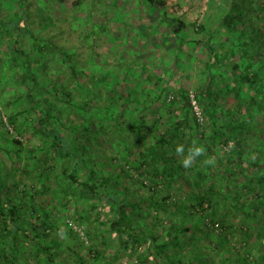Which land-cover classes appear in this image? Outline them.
I'll return each instance as SVG.
<instances>
[{"label":"trees","instance_id":"trees-1","mask_svg":"<svg viewBox=\"0 0 264 264\" xmlns=\"http://www.w3.org/2000/svg\"><path fill=\"white\" fill-rule=\"evenodd\" d=\"M89 1L92 0H0V72L10 71L11 83L22 88L19 102L29 106L22 112L36 111L32 119L27 116L26 122L31 121L34 133L44 144L24 155L21 147L25 146L7 136L0 115V136L4 134V141L12 145L3 149L4 144H0L8 158L5 167L0 155V264H70V255L63 254V245L52 233L59 212L48 210L45 203L58 197L63 202H56L64 206L71 199H76L72 204L77 206L78 199L85 197L92 204L90 211L96 214V220L101 214L111 216L107 232L123 250L114 255L112 264L120 256L134 260L132 264H145V260L183 264L178 254L163 257L177 244L175 226L160 240L156 233L146 238L141 227L134 226L131 215L136 203L128 207L121 201L118 184L119 179L134 182L135 177L146 178L141 186L154 193H159L163 185L170 190L180 180L178 188L186 191L188 202L193 200L201 208L207 205L209 213L203 217V224L217 239L227 241L236 235L240 240L250 238L253 232L246 228V221H261L259 234L264 235V115H256L264 112V44L247 15L256 0H230V9L223 18L225 29L242 44L233 42L228 46L230 37L214 44L213 35L209 37L206 79L199 90L209 116L204 135H199V123L186 89H178L180 98H169L171 79L158 76L152 66L138 58L112 64V58L102 49L105 32L111 26L109 20L97 25L95 19L101 17L89 15L88 24L74 21L80 20L79 14L86 9L91 14L95 11V4ZM129 1L131 7L120 9L119 15H127L130 8L132 16L136 15L139 9ZM262 1L258 6L261 10ZM102 2L107 4L106 0ZM137 4L145 15L135 18L134 24L148 28L144 19L150 14L146 8H159L164 17L155 25H168L176 54H185L183 46L187 42L180 33L187 24L172 12L173 4L168 0H138ZM61 5L68 8L64 15L57 13ZM120 20L124 18L118 17L116 24ZM58 24L73 30L79 38L69 45L56 43L49 32ZM82 47L95 58L91 67L84 66L80 59ZM170 72L168 68L163 70L166 75ZM83 77L89 79L87 85L92 90L81 100ZM68 108L83 120L81 125L65 113ZM14 115L8 116L12 124H16ZM25 128L18 125V133L23 135ZM106 141L119 149L124 147L120 159H109L112 170L107 174L99 170L108 168L105 157L110 151L104 148ZM181 144L185 152L193 145L204 148L187 169L182 166V155L175 152ZM39 150L41 154L35 155ZM205 160L212 163L205 164ZM18 172L21 176L16 179ZM33 174L36 184L30 186L26 179ZM168 198L162 199V207H167ZM184 204L172 206L184 214L190 211ZM157 205L150 203L155 209ZM78 223H83V217H78ZM215 223L219 224L218 231L210 229L209 224ZM185 228L184 233L189 231ZM84 230L88 244L81 243L90 247V232L85 227ZM243 243L247 240L234 243L242 253V263L253 255ZM92 253L95 259L103 254L99 249ZM73 255L76 257L71 264H88L84 255Z\"/></svg>","mask_w":264,"mask_h":264},{"label":"rangeland","instance_id":"rangeland-1","mask_svg":"<svg viewBox=\"0 0 264 264\" xmlns=\"http://www.w3.org/2000/svg\"><path fill=\"white\" fill-rule=\"evenodd\" d=\"M9 0H6L8 2ZM39 1V0H37ZM52 1V0H51ZM103 0L89 1V3L95 4L92 14L86 9L83 13L79 14L80 20H74L81 24L85 23L89 19V15H94L100 20L95 19V24L103 25L106 23L105 19L111 22L110 30L106 31L107 37L103 39V51L108 52L112 64L120 65L119 61H132V57L138 58L141 63L152 66L151 69L158 73V76H164L165 80L170 81L171 91L169 98L179 97V90L181 87L186 89L188 93H193L197 97L198 104L202 110L204 121L199 123V135H204L206 133V128L209 122V116L206 115V106L201 102L200 98V87L203 81H205L204 71L205 66L208 60V50L207 44L209 37L213 35L211 43H222L228 38V46L233 42L240 45L242 40L239 41L237 38L231 36V32H228L225 29L223 23L224 16L228 13V10L231 6L230 0H168L172 5V11L175 16H179L186 24V28L183 29L180 33V36L187 42L184 44L183 49L185 54L178 56L176 54L177 46L173 42V37H171L170 30L168 25L157 27L155 24L163 19V14L159 8H146V12L149 13L145 17L144 21L148 28L145 25H135L134 19L140 16L145 15V10L140 7L137 3L138 0H131L132 3H135L136 8L139 9L136 12L135 16L131 10L127 15H119V10L131 7L129 0H119L117 3L115 0H106L107 4L102 2ZM256 0L253 1V7L248 9L249 22L253 23L255 29L258 30L260 35L259 40L264 44V8L261 10L258 6L262 5L263 1L260 3ZM41 5V3H40ZM60 8V11H59ZM57 13L61 15L66 14L67 6H59ZM245 9V8H244ZM149 11V12H148ZM72 15H75L74 12ZM131 15V16H130ZM254 15V16H253ZM118 17H123L124 20H120L116 24V19ZM88 24V22H86ZM167 24V22H165ZM253 27L252 25L250 26ZM245 26L242 24V29ZM49 35L52 36V39L56 43L61 44H73L75 38L79 36L75 34L73 30H68L67 26H62L58 24L57 26H52L50 28ZM240 29V28H238ZM257 36V34H256ZM167 38H170V41H167ZM101 51V49H99ZM90 50L88 48L82 47L80 52L82 56L80 59L84 62V66L91 67V62L95 59L91 57ZM86 61V62H85ZM88 64V65H87ZM170 69V74H164V69ZM10 71H1L0 74V115L4 122V129L7 131V136L15 138L25 147L23 148V154L26 155L29 151L37 148L43 144V141L40 139L39 135L34 133V125L31 126V121L26 122L27 116L32 119L36 113L34 109H29L28 112H22L24 108H28V104H25L24 101L19 102V97L22 95L20 92L22 88L13 85L9 79ZM84 80L80 87L79 98L82 100L88 95V91H91L92 88L90 85H87L89 82L88 78L83 77ZM20 92V93H19ZM177 94V96H176ZM180 98V97H179ZM192 107V106H191ZM192 111L193 108H192ZM65 113H69L73 118L76 119L77 125H81L82 121L78 116L76 117L72 110L68 108ZM194 113V112H193ZM10 114H15L16 124H12L8 119ZM259 118H262L264 115L261 113L256 114ZM231 116V115H228ZM220 117H223V114H220ZM91 118V117H90ZM89 119V118H87ZM26 122V123H25ZM26 126L27 131L20 135L18 133V125ZM4 134L0 136V144L3 149H9L12 147L7 141H4ZM104 148L108 152L109 157H105V162L108 161L107 169H99L103 172L111 173L112 168L109 164V159H120V152L124 147L119 149L118 146L109 144V141L105 142ZM18 149V148H16ZM11 152V150H10ZM14 153V152H13ZM41 154L40 150L35 153V155ZM1 161L5 167L7 166L8 158L5 156L4 152L0 150ZM217 157V156H214ZM100 160V159H99ZM98 160V161H99ZM56 163V162H55ZM98 165L101 163L97 162ZM50 164V163H49ZM59 166L61 164H58ZM127 170V166H124ZM20 169V168H18ZM21 176L18 172L16 179ZM36 175L33 174L30 178L28 176L29 185L36 184ZM134 182L123 181L119 179V189L121 193V201L127 203H136L135 209H133L134 214L131 215L134 226L141 227L144 231V235L147 238L150 233H156L159 240L162 239L166 234V231L175 226V235L178 237L177 244H174L170 247L168 253H164L163 257L166 255L170 256L171 254L177 255L179 259L183 261V264H243L241 258L236 259L240 254L236 250L234 243L238 242V236L231 240L224 241L223 239H217L212 236L205 224H203V217L208 214L207 205L204 208H201L197 202L189 200L186 195V191L182 188H178L182 182L179 180L176 182L174 187L168 190L166 186H162V190L159 193H154L146 187H142L141 183H145L146 178H137ZM22 188H25L21 184ZM20 192V188L18 190ZM17 192V191H15ZM123 193V194H122ZM167 199V207H162L161 201L163 198ZM62 197H58L52 200H45L46 208L48 210H53L59 212L57 216L58 223L55 230L52 231L56 241L60 242V246L63 245L64 255H70V261H75L73 254L84 255L85 260L88 264H112L113 257L115 254H121L119 246V241L113 238L112 234L107 232L109 228V220L111 219L110 215L101 214L99 219L93 212L91 213V202L89 199L82 197L77 201V206L73 205V201L76 199H71L68 206H64ZM157 202V209L152 208L150 203ZM173 203H185L184 205H189L190 211L184 212V214L179 210H174ZM192 203L197 206L192 207ZM11 205V204H10ZM128 205V207H129ZM9 204L6 206L8 207ZM56 206L58 209L55 210L53 207ZM153 206V205H152ZM206 209V210H205ZM187 213V214H186ZM205 213V214H204ZM92 214V215H91ZM91 215V216H89ZM78 217H83V223H78ZM72 221L73 223L87 228L90 232V237L92 238L90 247L83 245V242L80 237L68 226L67 221ZM178 224V226L176 225ZM189 229L188 232L184 233V230ZM68 226V227H67ZM183 227V229L180 228ZM107 228V229H106ZM103 229V231L99 230ZM99 231V232H98ZM98 235L97 238L94 236ZM223 237V236H222ZM144 238V237H143ZM110 242H107V241ZM147 240L145 239V242ZM160 242V241H159ZM218 242V243H217ZM219 245V246H217ZM92 247V248H91ZM102 251L100 258H94L92 251L98 250ZM253 256V255H252ZM69 257V256H68ZM121 258L114 262V264H122L123 259L127 257L120 256ZM64 259V258H61ZM128 259V258H127ZM159 259H163L159 257ZM65 260V259H64ZM257 260L256 256H253V261ZM134 260L128 259V264H132ZM70 262V264H71ZM126 262V260H125ZM145 264H156L155 260L144 261ZM126 264V263H125Z\"/></svg>","mask_w":264,"mask_h":264},{"label":"crops","instance_id":"crops-1","mask_svg":"<svg viewBox=\"0 0 264 264\" xmlns=\"http://www.w3.org/2000/svg\"><path fill=\"white\" fill-rule=\"evenodd\" d=\"M260 222L261 221H253V222H249V223L247 221L244 222V224H246V228L251 229L250 230L251 234L253 232V236H250V238H246V239L241 238V240L242 241L247 240V243H243V244H247L248 250L251 251L253 256L257 257V260L252 262L251 257L253 259V256L251 255L250 258L246 257L247 259H245L246 261L244 260L243 264H248V263L249 264H262V263L264 264V235L260 236V234H259ZM248 229L246 231L249 232ZM241 240L238 239V242H240ZM238 252L240 254H238L239 256L236 259H239L240 257H242V253L240 251H238ZM125 260L123 259V261H125ZM237 264H238V262H237Z\"/></svg>","mask_w":264,"mask_h":264},{"label":"built area","instance_id":"built-area-1","mask_svg":"<svg viewBox=\"0 0 264 264\" xmlns=\"http://www.w3.org/2000/svg\"><path fill=\"white\" fill-rule=\"evenodd\" d=\"M189 99H190V102H191V106L193 108V112L198 120V122L202 123L204 121V117H203V113H202V110L198 104V101H197V97L195 94L193 93H190L189 94ZM67 224L68 226L80 237V239L85 242L86 244H88V241L86 240V236H85V230H84V227L82 226H79L75 223H73L72 221H67ZM211 226L210 229H213L215 231H218L219 230V224L218 223H215L214 225L212 224H209Z\"/></svg>","mask_w":264,"mask_h":264},{"label":"clouds","instance_id":"clouds-1","mask_svg":"<svg viewBox=\"0 0 264 264\" xmlns=\"http://www.w3.org/2000/svg\"><path fill=\"white\" fill-rule=\"evenodd\" d=\"M175 152L182 155V166L187 169L191 167L193 161H195L197 157H200L204 153V148L202 146L193 145L185 152V147L181 144L175 148ZM204 163L211 164L212 161L205 160Z\"/></svg>","mask_w":264,"mask_h":264}]
</instances>
